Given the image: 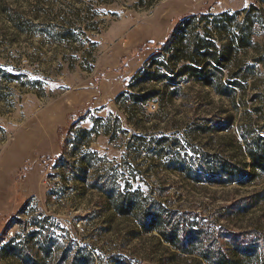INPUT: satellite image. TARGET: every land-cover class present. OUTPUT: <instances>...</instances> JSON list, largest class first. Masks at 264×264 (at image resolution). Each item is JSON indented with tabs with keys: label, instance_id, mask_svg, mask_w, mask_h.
Returning a JSON list of instances; mask_svg holds the SVG:
<instances>
[{
	"label": "rangeland",
	"instance_id": "374dc122",
	"mask_svg": "<svg viewBox=\"0 0 264 264\" xmlns=\"http://www.w3.org/2000/svg\"><path fill=\"white\" fill-rule=\"evenodd\" d=\"M200 68L241 87L220 97ZM263 104L264 0H0V264H206L115 214L112 191L187 216L222 250L264 254V172L243 137L263 135ZM205 153L253 177L219 186L174 169H201Z\"/></svg>",
	"mask_w": 264,
	"mask_h": 264
},
{
	"label": "trees",
	"instance_id": "16d2710c",
	"mask_svg": "<svg viewBox=\"0 0 264 264\" xmlns=\"http://www.w3.org/2000/svg\"><path fill=\"white\" fill-rule=\"evenodd\" d=\"M194 16H191V18ZM204 17H207V15ZM181 24H185V21ZM231 49L230 43L224 46L221 58L223 62L227 61ZM190 69L189 66H184L181 73L186 74ZM198 70L195 82L202 87L214 89L220 97L227 98L232 96L235 94V88L241 87L238 83L230 84V86L223 85L220 82L214 83L207 70L204 68ZM158 94L159 90H153L143 94H133L131 98L134 103L145 104L149 100L155 99ZM259 111H264V104L259 108ZM227 126L228 120L224 124L216 125L218 129L216 131L227 129ZM243 137L246 149L245 153L249 158L252 172L256 170L264 172V133L260 137H251L249 134H245ZM166 140L161 139L162 142ZM176 141V139L171 140L170 148L173 147V143H177ZM203 157L206 160V165L201 166V169L193 170V167L197 164H188L178 160L174 164V169L194 183L208 182V184L219 186H227L233 183L244 185L248 181V177L249 179L253 177V173L246 172L245 164H242L243 166L235 164L227 158L217 155L213 156L208 153L203 154ZM107 200L112 205L115 214L123 217L134 216L146 233L157 231L166 243L177 247L179 245L182 247L187 246V248L192 246L193 249L191 251L196 253L206 264H242L241 257L250 260L251 264H264V254H260L255 246L241 247L235 245L231 249V252L222 250L216 246L217 243L213 230L198 224H191L187 216L173 213L169 209H166V207H163L161 203L155 201L147 206L145 205L143 208L134 195L115 194L113 191L107 195ZM252 203L237 207L236 212L240 215L246 214L250 210L249 208L252 207ZM77 263L84 264L80 258L79 260L77 259Z\"/></svg>",
	"mask_w": 264,
	"mask_h": 264
}]
</instances>
